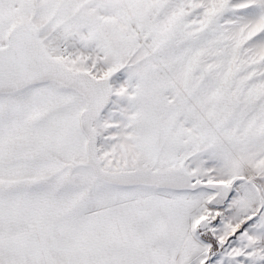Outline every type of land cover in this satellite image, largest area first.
<instances>
[{
    "label": "snow or ice",
    "instance_id": "snow-or-ice-1",
    "mask_svg": "<svg viewBox=\"0 0 264 264\" xmlns=\"http://www.w3.org/2000/svg\"><path fill=\"white\" fill-rule=\"evenodd\" d=\"M0 264H264V0H0Z\"/></svg>",
    "mask_w": 264,
    "mask_h": 264
}]
</instances>
